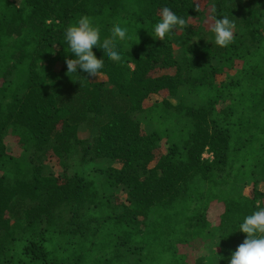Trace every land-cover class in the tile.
Returning <instances> with one entry per match:
<instances>
[{"label":"trees","instance_id":"16d2710c","mask_svg":"<svg viewBox=\"0 0 264 264\" xmlns=\"http://www.w3.org/2000/svg\"><path fill=\"white\" fill-rule=\"evenodd\" d=\"M163 6L187 20L165 42ZM81 15L101 40L128 29L101 81L68 74L63 36ZM51 159L62 178L44 174ZM261 185L264 0H0V264H228Z\"/></svg>","mask_w":264,"mask_h":264},{"label":"clouds","instance_id":"9594fccd","mask_svg":"<svg viewBox=\"0 0 264 264\" xmlns=\"http://www.w3.org/2000/svg\"><path fill=\"white\" fill-rule=\"evenodd\" d=\"M198 6L196 11H198ZM187 20L168 6H163L159 19L153 26V37L165 42L176 31L184 30ZM235 22L228 15L218 16L211 27L214 44L226 48L233 43ZM64 43L67 51L74 54V59H67L69 73H75L84 80L92 81L103 75L105 62L120 63L122 53L119 45L129 39L128 29L119 23L111 28L108 38L101 40L100 28L93 23L91 17L81 15L71 23L64 32ZM94 48L99 49L103 58L98 59ZM81 71L86 76H81ZM250 215L244 217L239 224V231L245 239L231 251L228 264H264V207L259 206ZM217 252V249L215 250Z\"/></svg>","mask_w":264,"mask_h":264},{"label":"rangeland","instance_id":"374dc122","mask_svg":"<svg viewBox=\"0 0 264 264\" xmlns=\"http://www.w3.org/2000/svg\"><path fill=\"white\" fill-rule=\"evenodd\" d=\"M203 6L205 5V2L202 3ZM193 43H198V39H195ZM200 45V44H199ZM177 54L178 53H182V51L178 50L176 51ZM227 77L226 76H218L217 79L218 81H223L225 80ZM103 80L102 77H98L97 79H95V81H101ZM156 101V98L153 99V101ZM97 120H93V119H88L87 121L80 123L79 125V137L86 141L88 144H92L96 135V131H95V122ZM203 158L205 160H212L213 159V155L210 154L209 152L204 153ZM44 174L45 175H54L56 177H60L62 178V176L64 175V171L63 169L57 164L56 160L51 159V160H47V164L45 165L44 168ZM260 189L264 190V185L260 186ZM120 190V189H119ZM117 190L116 192L111 193L110 195L112 197H115L114 200H112L113 206L118 205L119 203H125L127 201V193L126 192H121ZM250 191V187H246L244 189V194H249ZM117 193V196L114 194ZM119 195V196H118ZM142 220V219H141ZM14 222V221H13ZM211 245V244H210ZM213 248L210 251V255L208 257L211 258V260H216L217 256H218V252H216L215 250H218L217 244L216 242H214L213 244Z\"/></svg>","mask_w":264,"mask_h":264}]
</instances>
